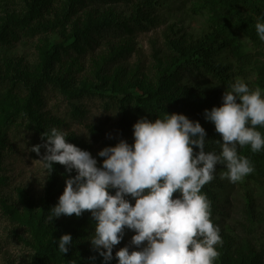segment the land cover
I'll list each match as a JSON object with an SVG mask.
<instances>
[{
    "label": "trees",
    "instance_id": "trees-1",
    "mask_svg": "<svg viewBox=\"0 0 264 264\" xmlns=\"http://www.w3.org/2000/svg\"><path fill=\"white\" fill-rule=\"evenodd\" d=\"M52 1L32 0L22 18L13 17L4 22L0 26V47L9 46L19 36L28 39L37 37L43 29L33 27V24L41 21ZM121 1L124 0H67L65 16L69 14L72 18L80 12L89 11L85 18L75 22L64 42L41 44L38 64L33 72L24 76L18 74L19 79L0 78V165L8 133L19 119L27 122V127L45 125L37 111L41 95L48 87L60 90L67 88L68 83L74 81L72 74L83 70L82 61L95 48H99L104 37L110 33L129 39L151 24L146 23L147 20L142 22L138 16H145L138 14L130 22L113 19L108 6ZM188 13L193 18L204 19L201 38L194 43H188L183 38L166 39L164 51H157L153 56L155 64L149 75L142 74L139 68L128 71L121 65L120 61H124L132 52L129 45L117 48L110 46V50L94 63V76L99 75L103 84L110 88V94L105 96L109 108L114 113L118 112L119 137L130 145L133 143L132 126L139 118L154 121L163 118L165 112L183 114L190 120L198 121L206 130L207 140H220L214 125L205 120L204 110L221 106L224 91L236 80L243 81L249 88L253 80L252 89L259 88L264 92V53L261 52L264 42L259 40L255 31L257 18L264 17V0H190ZM109 66H114V71L112 76L107 77L103 73ZM69 97L75 98L77 94ZM40 130L45 132L44 127ZM258 130L264 133V128ZM66 142L91 153L82 141L73 139ZM103 145L104 148L112 147L116 143ZM206 150L219 151V148L209 142ZM239 154L252 162L255 171L240 182L230 183L220 178L224 168L217 165L216 178L203 187L202 193L211 201L212 222L220 228L223 246L218 252L221 264H264V250L261 247L256 248L246 242L232 249L231 232L225 225L231 185L236 184L243 192L244 210L248 218L255 212L252 188H264V151L253 153L249 146H245L239 150ZM96 159L100 166L103 158ZM57 174L53 173L56 181L53 180L51 184L56 182L58 187L60 181L56 179ZM66 178L67 175L62 177V185H65ZM51 184L48 197L55 198L57 195L52 196ZM23 209L21 216L14 208L7 211L13 220H16V216V221H20L30 233L31 242L28 244L33 254L28 264H101L102 258L92 250L87 239L94 230V221L89 212L80 218L75 217L67 225H55L46 223L49 209L34 213L28 200ZM63 234H71L74 242L64 256L54 241ZM132 235V231L125 230L119 246L127 243L126 238ZM132 250L138 249L130 247ZM91 257H95V260H90ZM111 264H117L115 258Z\"/></svg>",
    "mask_w": 264,
    "mask_h": 264
},
{
    "label": "clouds",
    "instance_id": "clouds-1",
    "mask_svg": "<svg viewBox=\"0 0 264 264\" xmlns=\"http://www.w3.org/2000/svg\"><path fill=\"white\" fill-rule=\"evenodd\" d=\"M261 20L264 17L257 18L255 31L264 42ZM203 115L220 140H207L198 121L165 112L154 121L139 118L132 126L131 145L121 139L99 151L100 166L90 152L66 142L63 130L43 132V143L30 151L40 156L41 148L45 150L37 161L49 177L55 164L68 174L47 220L80 218L89 212L94 230L87 239L101 264H111L114 258L117 264H214L223 241L202 189L216 178L217 165L224 168L220 178L230 183L255 171L239 150L249 146L253 153L264 151V133L258 130L264 128V92L236 80L224 91L221 106L205 109ZM209 142L219 151H207ZM125 230L134 233L130 246L138 250L125 246L114 257ZM54 241L63 256L74 245L71 234Z\"/></svg>",
    "mask_w": 264,
    "mask_h": 264
},
{
    "label": "rangeland",
    "instance_id": "rangeland-1",
    "mask_svg": "<svg viewBox=\"0 0 264 264\" xmlns=\"http://www.w3.org/2000/svg\"><path fill=\"white\" fill-rule=\"evenodd\" d=\"M31 1L0 0V26L13 17L22 18ZM189 5L190 0H124L108 6V12L112 14L113 19L130 22L136 19V16L144 15L145 17L138 18L151 24L129 39L124 35L116 37L110 33L104 37L100 47L95 48L82 61L83 70L72 74L74 81L69 82L67 88L60 90L48 87L41 95L37 111L40 119L45 122L44 126L27 127V122L19 119L11 128L0 165V264H28L33 254L28 244L31 242L29 231L20 221H16V216V220L11 218L9 210L14 208L18 215H23L24 203L27 200L31 203L34 213L51 209L57 204L65 187L61 182L62 177L68 175L64 166L54 165L53 173H58L56 179L60 181L57 187L56 182L51 184L55 180L53 173L49 177L37 161L45 150L41 148L40 156L30 151L33 146L43 143L40 129L44 127L45 132L53 127L63 130L68 140L82 141L94 158L99 157L97 154L104 148L103 144L112 145L123 139L119 137L116 113L107 105L108 99L105 95L110 94V88L103 84L99 75L94 76V63L110 50V46L117 48L129 45L132 52L124 61H120L121 65L128 71L139 68L142 74L149 75L151 67L155 64L153 56L157 51H164L166 39L183 38L188 43H194L201 38L204 19L193 18L188 13ZM66 11L67 0H53L41 21L33 24V27L43 29L37 37L28 39L19 36V39L11 41L9 46L0 47V78L19 79L18 74L24 76L33 72L38 64V49L41 44L64 42L71 34L75 22L83 20L89 12H80L71 18L69 14L65 16ZM261 52L264 53V49ZM112 67L114 66L106 67L103 74L112 76ZM253 84L252 80L250 89ZM74 93L77 97L70 98ZM74 175L75 172L72 173V176ZM49 184L52 196L57 195L55 198L48 197ZM252 189L255 212L248 218L244 210L243 192L236 184L229 187L231 191L225 225L231 232L232 249L248 242L251 246L264 250V188ZM48 215L46 214L47 217ZM74 218L75 215L62 216L54 220L53 224L67 225ZM46 223L50 221L47 220ZM126 240L127 243L114 247V257L120 248L130 246L131 238L127 237ZM220 247L217 246V250ZM214 264H221L220 255Z\"/></svg>",
    "mask_w": 264,
    "mask_h": 264
}]
</instances>
